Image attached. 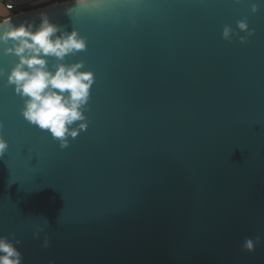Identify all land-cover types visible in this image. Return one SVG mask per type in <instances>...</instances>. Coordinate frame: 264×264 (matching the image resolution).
I'll use <instances>...</instances> for the list:
<instances>
[{
  "label": "water",
  "instance_id": "1",
  "mask_svg": "<svg viewBox=\"0 0 264 264\" xmlns=\"http://www.w3.org/2000/svg\"><path fill=\"white\" fill-rule=\"evenodd\" d=\"M42 14L86 42L47 68L94 81L62 147L0 42V236L23 264H264V0H67L0 25Z\"/></svg>",
  "mask_w": 264,
  "mask_h": 264
},
{
  "label": "clouds",
  "instance_id": "2",
  "mask_svg": "<svg viewBox=\"0 0 264 264\" xmlns=\"http://www.w3.org/2000/svg\"><path fill=\"white\" fill-rule=\"evenodd\" d=\"M75 3L86 6L89 0H75ZM257 10L254 5L252 11L255 13ZM238 27L246 31L247 23L238 22ZM58 31V27L49 21L47 15L42 14L35 31L31 23L15 26L6 22V26L0 25V42L7 43L11 39L12 47L6 48L5 54L12 53L19 57L8 81L16 86L18 94L26 98L22 110L24 117L39 128L49 131L61 141L63 147L67 136L78 135V129L69 126L85 119L81 108L89 99L94 75L90 71H79L82 63L71 66L57 64L54 65L55 71L47 68L45 56L62 60L66 54L86 47L85 39L75 31L57 36L55 34ZM230 31L225 28V39L229 38ZM86 126L80 124L79 128ZM7 147V142L0 137V157ZM258 242L259 237L255 242L247 238L242 247L252 252ZM19 243L18 240L13 243L7 236H0V264H23V255L16 247ZM44 246H48L47 241Z\"/></svg>",
  "mask_w": 264,
  "mask_h": 264
},
{
  "label": "crops",
  "instance_id": "3",
  "mask_svg": "<svg viewBox=\"0 0 264 264\" xmlns=\"http://www.w3.org/2000/svg\"><path fill=\"white\" fill-rule=\"evenodd\" d=\"M54 0H0V18L8 19L10 14L6 11V5H15L14 13H22L30 10H35L41 7L51 5ZM65 1V0H59Z\"/></svg>",
  "mask_w": 264,
  "mask_h": 264
},
{
  "label": "built area",
  "instance_id": "4",
  "mask_svg": "<svg viewBox=\"0 0 264 264\" xmlns=\"http://www.w3.org/2000/svg\"><path fill=\"white\" fill-rule=\"evenodd\" d=\"M14 10H15V5L13 4H8L6 5V11L11 15H15L16 13H14Z\"/></svg>",
  "mask_w": 264,
  "mask_h": 264
},
{
  "label": "trees",
  "instance_id": "5",
  "mask_svg": "<svg viewBox=\"0 0 264 264\" xmlns=\"http://www.w3.org/2000/svg\"><path fill=\"white\" fill-rule=\"evenodd\" d=\"M65 1H67V0H65ZM60 2H62V1L54 0L52 4H56V3H60ZM52 4H51V5H52ZM16 14H17V13H16ZM2 21H3V20L0 18V23H1Z\"/></svg>",
  "mask_w": 264,
  "mask_h": 264
},
{
  "label": "rangeland",
  "instance_id": "6",
  "mask_svg": "<svg viewBox=\"0 0 264 264\" xmlns=\"http://www.w3.org/2000/svg\"><path fill=\"white\" fill-rule=\"evenodd\" d=\"M10 17H11V15L8 18H10Z\"/></svg>",
  "mask_w": 264,
  "mask_h": 264
}]
</instances>
